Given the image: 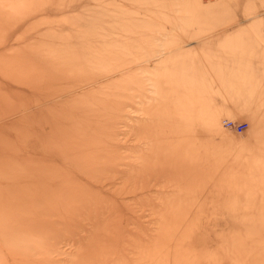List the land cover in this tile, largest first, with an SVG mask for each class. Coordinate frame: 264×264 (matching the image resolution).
Returning a JSON list of instances; mask_svg holds the SVG:
<instances>
[{"label":"rangeland","instance_id":"374dc122","mask_svg":"<svg viewBox=\"0 0 264 264\" xmlns=\"http://www.w3.org/2000/svg\"><path fill=\"white\" fill-rule=\"evenodd\" d=\"M0 264H264V0H0Z\"/></svg>","mask_w":264,"mask_h":264},{"label":"built area","instance_id":"2783aa9c","mask_svg":"<svg viewBox=\"0 0 264 264\" xmlns=\"http://www.w3.org/2000/svg\"><path fill=\"white\" fill-rule=\"evenodd\" d=\"M229 122V121H228ZM227 123V122H226Z\"/></svg>","mask_w":264,"mask_h":264}]
</instances>
